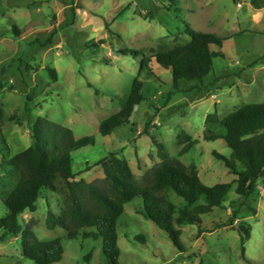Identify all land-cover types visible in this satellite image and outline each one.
<instances>
[{
    "label": "rangeland",
    "instance_id": "rangeland-1",
    "mask_svg": "<svg viewBox=\"0 0 264 264\" xmlns=\"http://www.w3.org/2000/svg\"><path fill=\"white\" fill-rule=\"evenodd\" d=\"M0 0V108L5 142H0V216L3 200L19 174L5 170L11 154L32 143L30 125L47 116L72 129L75 139L91 135L93 145L72 153V168L88 181L103 176L94 162L109 152L125 158L135 175L159 162L150 135L162 140L170 156L195 164L207 185L230 182L223 206L203 215L197 224L181 225L184 250L176 248L151 220L136 211L141 200L125 205L117 220L119 264H264V183L248 197L235 190V175L215 153L229 157L223 138L204 140L205 117L219 118L249 102H264V5L249 0ZM185 23L223 37L224 57H215L202 82L181 80L172 87L171 72L144 57L189 41ZM18 31V32H17ZM132 51V52H131ZM56 71L53 78L48 71ZM143 83L144 100L128 118L103 136L100 122L125 105L133 82ZM147 128L148 134L143 131ZM187 132L194 143L179 154L178 134ZM217 132H220L217 130ZM170 199L180 203L174 194ZM33 212L18 216L31 224L39 239L61 238L58 264H110L102 241L77 236L45 224L47 209L59 214L63 203L49 189L42 191ZM244 222L251 236L241 256L233 226ZM144 236V241L137 238ZM22 238L0 228V264H35L22 254ZM91 252V256L86 255Z\"/></svg>",
    "mask_w": 264,
    "mask_h": 264
},
{
    "label": "trees",
    "instance_id": "trees-1",
    "mask_svg": "<svg viewBox=\"0 0 264 264\" xmlns=\"http://www.w3.org/2000/svg\"><path fill=\"white\" fill-rule=\"evenodd\" d=\"M173 10L179 11L178 0H168ZM255 8L264 5V0H249ZM18 32V31H17ZM189 41L171 49L159 51L144 57L140 69L151 62L171 72L172 87L166 98L179 89L181 80L200 83L212 70L213 59L224 57V38L212 33L194 29L185 23ZM132 52V51H131ZM53 78L56 71L49 68ZM143 83L135 79L124 107L116 114L100 122L99 132L110 134L123 119L128 118L133 107L144 100ZM4 116L0 108V142H5L3 133ZM204 140L223 138L231 149L229 157L215 153L228 172L234 174L235 192L248 197L256 190L258 182L264 183V102H249L219 118L216 111L205 117ZM219 130L220 132H217ZM148 134L147 128L143 131ZM32 143L11 154L6 161L8 172L17 171L19 178L3 200L6 212L0 216V228L6 233L22 238V254L35 264H58L64 251L61 238L39 239L31 224L21 225L18 216L23 211L33 212L44 189L56 193L63 206L56 214L47 209L45 224L48 229L60 227L67 239L77 236L102 241V250L110 264H119L117 220L125 205L135 199L141 200L136 211L151 220L161 229L170 242L184 250L181 240V225L202 224V216L211 214L223 206L230 182L207 185L200 179L195 164H185L178 157L170 156L161 139L150 135L156 147L159 162L147 169L138 178L129 162L109 152L98 158L94 165L100 166L103 176L88 181L73 171L72 156L79 148L93 145L95 139L84 135L75 139L71 128L51 120L47 116H36L30 125ZM182 155L190 150L194 140L182 131L177 136ZM174 194L181 202L170 199ZM239 235L242 258L245 243L251 236L250 226L240 222L233 226ZM137 238L144 241V236ZM91 256V252L86 258Z\"/></svg>",
    "mask_w": 264,
    "mask_h": 264
}]
</instances>
